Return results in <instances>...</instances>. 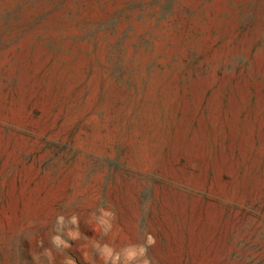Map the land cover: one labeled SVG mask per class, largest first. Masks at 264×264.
<instances>
[{"label":"rangeland","instance_id":"rangeland-1","mask_svg":"<svg viewBox=\"0 0 264 264\" xmlns=\"http://www.w3.org/2000/svg\"><path fill=\"white\" fill-rule=\"evenodd\" d=\"M114 259L264 264V0H0V264Z\"/></svg>","mask_w":264,"mask_h":264},{"label":"clouds","instance_id":"clouds-1","mask_svg":"<svg viewBox=\"0 0 264 264\" xmlns=\"http://www.w3.org/2000/svg\"><path fill=\"white\" fill-rule=\"evenodd\" d=\"M58 223L63 224V217H59V218H58ZM71 223L74 224V225L77 224V219H76L75 216L72 217ZM68 235H69L72 239H76V238H78L79 233H78V232H71V231H70V232L68 233ZM149 242H150V243L153 242V241L151 240V237L149 238ZM52 243H53L57 248H59V247H61V246H64V247H67V246H68V245L66 244V242H65L64 240H62L61 237L58 236V235H57V236H54V237L52 238ZM97 247H99V245H97ZM143 253H144V249L141 248V249H140V254L143 255ZM45 255L48 257L49 261L51 262V260H52L51 253H50L48 250H45ZM131 258H132V257L129 256L127 259H131ZM116 259H118V257H117ZM67 264H73V262H72L71 260H69V261L67 262ZM105 264H107V261H105ZM113 264H116V260H115V259L113 260ZM125 264H127V260L125 261ZM143 264H148V260L145 259V260L143 261Z\"/></svg>","mask_w":264,"mask_h":264}]
</instances>
